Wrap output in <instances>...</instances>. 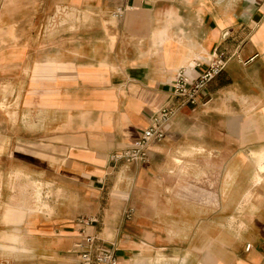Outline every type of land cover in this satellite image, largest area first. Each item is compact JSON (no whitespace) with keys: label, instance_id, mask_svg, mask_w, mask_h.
Returning a JSON list of instances; mask_svg holds the SVG:
<instances>
[{"label":"crops","instance_id":"0c3cea01","mask_svg":"<svg viewBox=\"0 0 264 264\" xmlns=\"http://www.w3.org/2000/svg\"><path fill=\"white\" fill-rule=\"evenodd\" d=\"M56 7L86 13L85 27L41 47L19 86L22 125L0 133L7 173L41 182L49 213L6 206L0 250L40 247L41 264H71L91 236L117 264H264V0H0V17L24 28L33 8ZM18 50L8 64L29 72ZM215 53L231 55L224 70L147 160L110 161L169 101L175 72Z\"/></svg>","mask_w":264,"mask_h":264},{"label":"rangeland","instance_id":"374dc122","mask_svg":"<svg viewBox=\"0 0 264 264\" xmlns=\"http://www.w3.org/2000/svg\"><path fill=\"white\" fill-rule=\"evenodd\" d=\"M20 1V0H18ZM35 16L31 14L28 24L21 28L22 24H11L6 21V9L1 10L2 18L0 17V133L10 131L12 127L18 128L19 99L20 85L24 79H30L34 69V62L41 61V47L49 45L53 37L58 33H69L79 27H85L86 13L82 14V18L78 19L75 11H70L65 8L56 7L55 9L33 8ZM31 10V12H32ZM18 13L21 8L17 9ZM38 11L39 14H38ZM18 19H21L22 13H19ZM22 30L27 39H20ZM9 31V32H8ZM43 35V38L41 36ZM16 36V38H15ZM43 39V40H42ZM25 47L30 52L29 64L32 69L28 72L27 65L11 66L8 64L12 51H20L18 49ZM29 74V76H28ZM19 129V128H18ZM7 133V132H6ZM5 137H0V244L4 245L6 240L2 241L3 234L13 233L12 226L7 222L6 213L8 207L14 209L12 204L26 202V204L34 209L35 213H41V210L48 211L47 202L44 201L43 194L41 197V182L29 180L26 175L20 173H7L14 166L12 153L5 150ZM21 151V150H19ZM25 153H27L25 151ZM37 156L36 154H34ZM39 157V156H37ZM195 169V176L198 169ZM178 174V169H175ZM180 170V169H179ZM262 171V170H261ZM211 196L208 194L206 197ZM245 199L243 200V202ZM3 218V220H2ZM9 218V217H8ZM38 249V250H37ZM36 253L34 251L28 254H9L0 250V264H41V248L38 247ZM65 255V254H63Z\"/></svg>","mask_w":264,"mask_h":264},{"label":"built area","instance_id":"2783aa9c","mask_svg":"<svg viewBox=\"0 0 264 264\" xmlns=\"http://www.w3.org/2000/svg\"><path fill=\"white\" fill-rule=\"evenodd\" d=\"M122 10L117 8L111 13L113 18H119ZM231 56V55H230ZM230 56L224 53H215L206 64L192 63L187 69H179L175 72L170 83L169 101L152 112L148 119V125L143 129L140 137L130 147L122 149L117 153H111L108 159L114 163H144L147 160V153L152 144L159 143L164 138L163 127L182 108L194 107L200 93L206 85L219 75L225 68ZM196 70L191 78L187 72ZM83 225L95 222L93 219H78ZM83 243L74 246L76 258L71 264H117L114 251L103 250L94 247V237L84 236ZM249 245L244 250L247 251Z\"/></svg>","mask_w":264,"mask_h":264}]
</instances>
